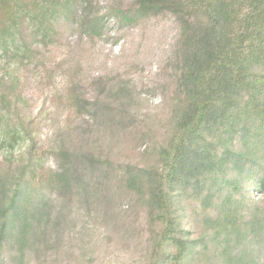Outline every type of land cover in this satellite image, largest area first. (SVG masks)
I'll list each match as a JSON object with an SVG mask.
<instances>
[{"label":"rangeland","instance_id":"374dc122","mask_svg":"<svg viewBox=\"0 0 264 264\" xmlns=\"http://www.w3.org/2000/svg\"><path fill=\"white\" fill-rule=\"evenodd\" d=\"M140 1L0 0V179L26 189L30 206L23 237L15 230L1 245L0 264H172L121 175L157 164L180 44L176 17H137ZM93 18L95 35L83 27ZM16 131L23 140L3 143ZM60 147L75 158L70 191L52 181ZM188 185L181 222L195 240L204 223L194 209L204 203ZM213 251L197 249L189 264H221Z\"/></svg>","mask_w":264,"mask_h":264},{"label":"trees","instance_id":"16d2710c","mask_svg":"<svg viewBox=\"0 0 264 264\" xmlns=\"http://www.w3.org/2000/svg\"><path fill=\"white\" fill-rule=\"evenodd\" d=\"M138 9L137 17L173 14L180 44L165 133L154 147L157 164L122 171L128 190L151 216L172 264H189L199 248L208 255L213 248L211 258L221 264H264V0H141ZM117 16L132 22L128 12ZM100 22L83 27L95 35ZM23 135L16 131L3 143ZM54 153L60 174L52 181L70 191L75 158L62 147ZM191 183L204 203L194 209L204 223L195 240L181 222L182 193ZM21 188L0 179V247L15 230L20 240L29 221Z\"/></svg>","mask_w":264,"mask_h":264}]
</instances>
